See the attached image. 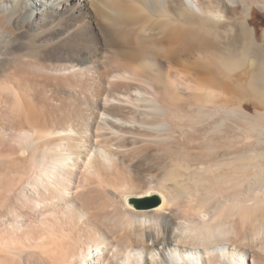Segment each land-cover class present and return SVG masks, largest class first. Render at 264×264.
Instances as JSON below:
<instances>
[{
    "label": "bare ground",
    "instance_id": "obj_1",
    "mask_svg": "<svg viewBox=\"0 0 264 264\" xmlns=\"http://www.w3.org/2000/svg\"><path fill=\"white\" fill-rule=\"evenodd\" d=\"M254 7L0 0V264H264Z\"/></svg>",
    "mask_w": 264,
    "mask_h": 264
},
{
    "label": "rangeland",
    "instance_id": "obj_2",
    "mask_svg": "<svg viewBox=\"0 0 264 264\" xmlns=\"http://www.w3.org/2000/svg\"><path fill=\"white\" fill-rule=\"evenodd\" d=\"M252 15H253V19L251 20L252 26L257 27V28L262 27L264 25V10H261L258 7H254V11H253V14H251V16ZM5 26H6V21L3 19L2 16H0V27H5ZM30 52H31L30 54H34V56H36V52H37L36 50H33V52L31 50ZM31 56L33 57V55H31ZM17 63H18V65H17ZM18 66H19V60H17V59L13 60V58L10 59L7 56L5 58H3V62L1 61V63H0V94L1 93H9L11 91L9 88H7L3 85H4V82L6 81V79L9 78V76H11L12 74H14V72L16 71ZM24 86L26 87V84L23 85V91H24L25 95L28 97V100L34 104V96H32V95L34 94L35 89L32 88L31 86H30L31 88L28 86L25 88ZM27 88H29V89H27Z\"/></svg>",
    "mask_w": 264,
    "mask_h": 264
},
{
    "label": "water",
    "instance_id": "obj_3",
    "mask_svg": "<svg viewBox=\"0 0 264 264\" xmlns=\"http://www.w3.org/2000/svg\"><path fill=\"white\" fill-rule=\"evenodd\" d=\"M160 203V200L157 197L140 199L136 201L137 207H151Z\"/></svg>",
    "mask_w": 264,
    "mask_h": 264
}]
</instances>
